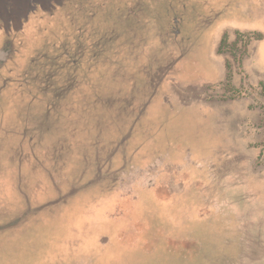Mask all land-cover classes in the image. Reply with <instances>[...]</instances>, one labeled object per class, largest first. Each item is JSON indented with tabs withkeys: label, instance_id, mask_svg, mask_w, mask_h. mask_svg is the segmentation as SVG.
I'll return each instance as SVG.
<instances>
[{
	"label": "rangeland",
	"instance_id": "374dc122",
	"mask_svg": "<svg viewBox=\"0 0 264 264\" xmlns=\"http://www.w3.org/2000/svg\"><path fill=\"white\" fill-rule=\"evenodd\" d=\"M100 2L0 58V264H264V0Z\"/></svg>",
	"mask_w": 264,
	"mask_h": 264
},
{
	"label": "trees",
	"instance_id": "16d2710c",
	"mask_svg": "<svg viewBox=\"0 0 264 264\" xmlns=\"http://www.w3.org/2000/svg\"><path fill=\"white\" fill-rule=\"evenodd\" d=\"M76 1L0 0V41L4 40L6 51H8L7 56L3 59H8L12 54L13 57L15 55L20 56L24 58L25 62H30L31 57L37 55L32 61L35 63L36 69L45 74L42 80H39V82L44 84L49 82L50 78L59 71H62V69L58 68L52 70L57 66L61 56H63L64 60L62 67L72 66L71 60L74 59L73 61H75L76 58H78V64L81 63V58L77 55L71 60L67 58V53L71 50L69 46L70 44L73 45L74 40H76V47L71 51L75 52L78 48L79 36H76L77 20H73L76 18V7L73 8V4ZM89 1L92 0H83L84 3ZM103 1L101 0L100 3H104ZM63 18L67 19V22H70L67 28L62 24L64 23ZM106 20L110 21L111 19ZM56 38L62 39L61 49L63 48V40L67 39L68 45L66 48L69 51L63 48L60 51L61 54H49V51H47V40H55ZM0 51L3 52V50ZM77 61L74 62V65ZM7 80L14 83L20 81L13 80L11 77H8ZM28 80L24 77L21 82L27 83ZM47 111L49 112V110Z\"/></svg>",
	"mask_w": 264,
	"mask_h": 264
},
{
	"label": "water",
	"instance_id": "95a60500",
	"mask_svg": "<svg viewBox=\"0 0 264 264\" xmlns=\"http://www.w3.org/2000/svg\"><path fill=\"white\" fill-rule=\"evenodd\" d=\"M6 55H7L6 52H1V51H0V58H4Z\"/></svg>",
	"mask_w": 264,
	"mask_h": 264
}]
</instances>
